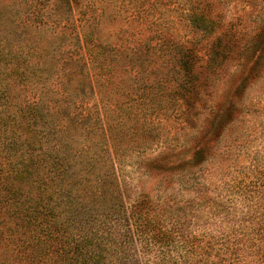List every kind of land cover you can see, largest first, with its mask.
Wrapping results in <instances>:
<instances>
[{"label":"trees","instance_id":"obj_1","mask_svg":"<svg viewBox=\"0 0 264 264\" xmlns=\"http://www.w3.org/2000/svg\"><path fill=\"white\" fill-rule=\"evenodd\" d=\"M188 1L0 0V264H146L166 242L138 232L118 163L238 48L208 18L204 48L187 40L181 21L209 14Z\"/></svg>","mask_w":264,"mask_h":264},{"label":"rangeland","instance_id":"obj_2","mask_svg":"<svg viewBox=\"0 0 264 264\" xmlns=\"http://www.w3.org/2000/svg\"><path fill=\"white\" fill-rule=\"evenodd\" d=\"M200 5L207 17L181 21L187 40L204 48L208 18L216 34L231 27L238 48L196 98L136 123L129 146L150 147L118 163L123 192L138 232L167 239L140 248L146 264H264V0Z\"/></svg>","mask_w":264,"mask_h":264}]
</instances>
